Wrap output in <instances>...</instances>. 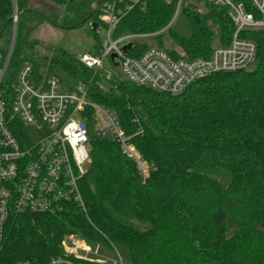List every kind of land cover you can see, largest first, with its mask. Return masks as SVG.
<instances>
[{"label":"trees","instance_id":"16d2710c","mask_svg":"<svg viewBox=\"0 0 264 264\" xmlns=\"http://www.w3.org/2000/svg\"><path fill=\"white\" fill-rule=\"evenodd\" d=\"M103 2L0 0L2 62L12 49L5 82L11 84L30 61L37 76L46 70L68 87L89 83L91 70L65 49L33 56L39 43L33 33L45 22L62 28L102 25ZM177 2L148 0L144 8H133L114 37L157 33V46L165 48L167 35L190 58L209 57L217 44L229 42L233 25L224 7L203 2L200 11L187 4L188 29L181 33L170 25ZM62 7L68 13L61 20ZM101 47L99 42L94 52ZM147 49L141 43L129 53ZM100 80L95 76L90 83L93 100L116 112L155 167L143 177L118 143L92 135V161L80 182L85 209L66 202L55 213L12 214L1 260L51 264L62 255L65 236L74 234L118 252L124 264H264L263 40L254 68L211 74L178 95L127 80L105 88ZM69 258L77 264H110Z\"/></svg>","mask_w":264,"mask_h":264},{"label":"built area","instance_id":"2783aa9c","mask_svg":"<svg viewBox=\"0 0 264 264\" xmlns=\"http://www.w3.org/2000/svg\"><path fill=\"white\" fill-rule=\"evenodd\" d=\"M147 1L104 0L100 20L108 32V43L102 44L99 52L77 56L93 74L89 83L80 81L74 87H66L59 76L46 74V70L37 76L32 62L25 61L8 85L5 77L12 49L4 62L0 55V264H6L1 256L5 228L12 214L55 213L66 202L85 209L80 182L92 161V135L118 143L143 177L155 167L134 145L116 112L93 100L90 83L95 76L111 84L127 80L178 95L211 74L255 67L259 40L264 42V0H202L224 7L233 30L227 44H217L209 57L195 58L186 57L176 48L159 46H149L141 55L129 53L136 45L134 39L157 33L114 37L120 20L133 8H144ZM183 1L178 0L177 13ZM190 3L200 10L195 0ZM17 20L16 11L14 22ZM173 20L174 17L170 25ZM90 25L93 28V22ZM100 27L99 24L97 34ZM129 43L132 46L125 51L124 46ZM108 60L119 68L121 76L105 69ZM61 246L62 255L53 257L51 264H77L69 256L89 262L111 260L101 255L100 249L94 251L99 257H90L88 242L74 234L66 235ZM116 253L118 259L113 262L124 264ZM16 264L32 263L20 260Z\"/></svg>","mask_w":264,"mask_h":264},{"label":"rangeland","instance_id":"374dc122","mask_svg":"<svg viewBox=\"0 0 264 264\" xmlns=\"http://www.w3.org/2000/svg\"><path fill=\"white\" fill-rule=\"evenodd\" d=\"M189 0H184L181 4V7L177 13H175L173 24L174 27L181 33H186L188 29V19L184 13V7L188 4ZM34 6L44 7L42 4L34 3ZM198 6L200 11H204L203 2H199ZM46 10V9H45ZM63 14L61 15V20L67 15V9L62 7ZM63 21H61L62 23ZM34 37L39 41L37 44V49L34 51L33 56L41 55H51V51L55 48H62L68 52L80 55L84 52L95 53V46L100 42L101 44L108 43V32L104 25H101L100 31L98 34L95 33L94 29L91 27L90 22H85L81 25H78L75 28H62L60 26H54L49 22H45L40 25L36 31L33 33ZM165 46L168 48H176L177 51L184 52L178 45L175 44L172 38L167 35L164 36ZM129 41H126V43ZM158 38L156 36L141 37L133 40L134 44L145 43L149 46H157ZM175 49V50H176ZM105 69L107 71L119 74L121 76L120 70L114 65L111 60H108L105 64ZM46 74H49L46 71ZM63 84L67 87L68 83L63 79ZM101 86L108 88L111 83L107 79L101 78ZM91 247V252L88 253L90 257H99L94 254V251L100 249V254L109 257L110 264H114L113 260H117V253L113 252L103 244L98 243H88ZM113 259V260H112Z\"/></svg>","mask_w":264,"mask_h":264},{"label":"water","instance_id":"95a60500","mask_svg":"<svg viewBox=\"0 0 264 264\" xmlns=\"http://www.w3.org/2000/svg\"><path fill=\"white\" fill-rule=\"evenodd\" d=\"M189 7H191L193 10H197V5L194 3H190ZM195 18L197 19V21H199L198 15H196ZM93 28H94V30H96L98 28V23H96V22L93 23ZM131 46H132V43L127 44L126 46H124V50L126 51L127 49L131 48Z\"/></svg>","mask_w":264,"mask_h":264}]
</instances>
